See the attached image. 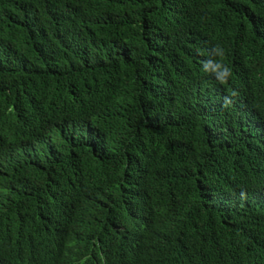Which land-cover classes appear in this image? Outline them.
<instances>
[{
	"label": "trees",
	"instance_id": "1",
	"mask_svg": "<svg viewBox=\"0 0 264 264\" xmlns=\"http://www.w3.org/2000/svg\"><path fill=\"white\" fill-rule=\"evenodd\" d=\"M6 263L264 264V0H0Z\"/></svg>",
	"mask_w": 264,
	"mask_h": 264
},
{
	"label": "clouds",
	"instance_id": "2",
	"mask_svg": "<svg viewBox=\"0 0 264 264\" xmlns=\"http://www.w3.org/2000/svg\"><path fill=\"white\" fill-rule=\"evenodd\" d=\"M216 51H220L219 49H216ZM8 242L10 243V245L12 246V247H14L15 249H19L20 247H19V244H18V242H17V240H16V238L14 237V236H12V237H8ZM7 260H10L11 261V258H6ZM6 264H11V263H6ZM13 264V263H12Z\"/></svg>",
	"mask_w": 264,
	"mask_h": 264
}]
</instances>
